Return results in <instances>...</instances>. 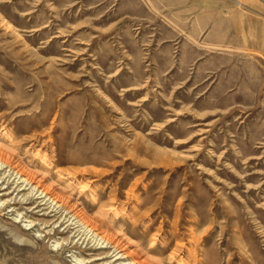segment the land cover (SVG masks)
<instances>
[{"label": "rangeland", "instance_id": "rangeland-1", "mask_svg": "<svg viewBox=\"0 0 264 264\" xmlns=\"http://www.w3.org/2000/svg\"><path fill=\"white\" fill-rule=\"evenodd\" d=\"M192 237L264 264V0H0V264Z\"/></svg>", "mask_w": 264, "mask_h": 264}, {"label": "bare ground", "instance_id": "bare-ground-1", "mask_svg": "<svg viewBox=\"0 0 264 264\" xmlns=\"http://www.w3.org/2000/svg\"><path fill=\"white\" fill-rule=\"evenodd\" d=\"M86 172V171H85ZM206 235V234H205ZM193 238V242H189L188 244L187 243H184L181 242V241H174V243H169L168 248H171L172 245L174 246L172 251H171V257H174L175 256V253L176 252H180V253H186L187 256L190 257V259L193 261V262H196V264H201V259H198L197 257V254H196V247L194 248L193 246V243H197L195 240H194V237ZM196 238V237H195ZM191 239V238H190ZM204 240V239H203ZM201 241V240H200ZM201 243V242H200ZM155 245V238H153L152 240H150V244H149V247H153ZM183 264H187V263H183ZM194 264V263H193Z\"/></svg>", "mask_w": 264, "mask_h": 264}]
</instances>
